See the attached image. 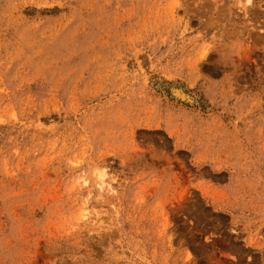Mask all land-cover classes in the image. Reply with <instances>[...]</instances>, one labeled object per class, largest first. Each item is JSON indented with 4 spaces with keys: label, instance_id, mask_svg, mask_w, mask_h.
<instances>
[{
    "label": "rangeland",
    "instance_id": "obj_1",
    "mask_svg": "<svg viewBox=\"0 0 264 264\" xmlns=\"http://www.w3.org/2000/svg\"><path fill=\"white\" fill-rule=\"evenodd\" d=\"M0 264H264V0H0Z\"/></svg>",
    "mask_w": 264,
    "mask_h": 264
},
{
    "label": "bare ground",
    "instance_id": "obj_2",
    "mask_svg": "<svg viewBox=\"0 0 264 264\" xmlns=\"http://www.w3.org/2000/svg\"><path fill=\"white\" fill-rule=\"evenodd\" d=\"M101 174V173H100ZM98 176V175H97ZM100 186H102L103 184H105L104 182H105V180H103V179H101V175H100ZM98 178V179H99ZM102 178H103V176H102ZM99 181V180H98ZM108 187H111L109 184H108Z\"/></svg>",
    "mask_w": 264,
    "mask_h": 264
}]
</instances>
